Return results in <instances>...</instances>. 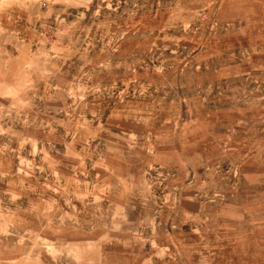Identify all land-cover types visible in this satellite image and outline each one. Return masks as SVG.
<instances>
[{"label": "rangeland", "instance_id": "rangeland-1", "mask_svg": "<svg viewBox=\"0 0 264 264\" xmlns=\"http://www.w3.org/2000/svg\"><path fill=\"white\" fill-rule=\"evenodd\" d=\"M0 264H264V0H0Z\"/></svg>", "mask_w": 264, "mask_h": 264}]
</instances>
